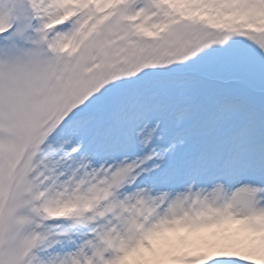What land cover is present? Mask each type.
Returning <instances> with one entry per match:
<instances>
[{
  "label": "snow or ice",
  "instance_id": "snow-or-ice-1",
  "mask_svg": "<svg viewBox=\"0 0 264 264\" xmlns=\"http://www.w3.org/2000/svg\"><path fill=\"white\" fill-rule=\"evenodd\" d=\"M0 264H264V0H0Z\"/></svg>",
  "mask_w": 264,
  "mask_h": 264
}]
</instances>
